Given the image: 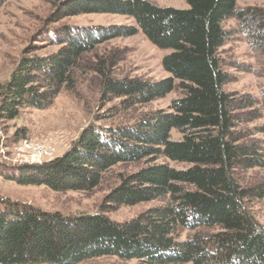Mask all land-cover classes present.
I'll return each instance as SVG.
<instances>
[{
  "label": "trees",
  "instance_id": "trees-1",
  "mask_svg": "<svg viewBox=\"0 0 264 264\" xmlns=\"http://www.w3.org/2000/svg\"><path fill=\"white\" fill-rule=\"evenodd\" d=\"M188 8L150 0H61L52 17L118 13L133 25L65 26L56 32L59 48L47 55L19 58L8 80L0 82V120L24 108L46 109L62 88L73 86L72 69L96 44L140 31L155 47L169 49L161 59L169 76L157 81L101 77L104 97H123V106L144 104L171 92L170 110L149 112L129 125L84 127L61 155L39 165L0 171L20 185H45L55 191H91L100 175L119 162L146 165L121 175L94 214L63 216L0 198V264H76L115 256L158 264H264V227L247 201L264 197V184L243 188L237 169L264 167V151L247 141L241 121L259 116L256 100L224 91L230 75L218 51L226 32L224 18L257 22L264 11L239 9L236 0H187ZM253 32V31H252ZM264 53V37H256ZM245 118H244V117ZM176 129L180 139H171ZM264 132V126L258 127ZM18 135V133H17ZM188 163L175 168L155 160ZM169 196V202L118 222L104 213L121 205ZM215 228L208 234L197 228ZM195 231L181 240L182 231Z\"/></svg>",
  "mask_w": 264,
  "mask_h": 264
},
{
  "label": "rangeland",
  "instance_id": "rangeland-1",
  "mask_svg": "<svg viewBox=\"0 0 264 264\" xmlns=\"http://www.w3.org/2000/svg\"><path fill=\"white\" fill-rule=\"evenodd\" d=\"M59 1L0 0V82L9 79L25 50L42 56L55 52L60 46L56 39L59 28L134 24L130 16L118 13H84L54 20L52 13ZM150 1L161 6L189 7L187 0ZM236 4L239 9L249 7L264 11V0H236ZM220 25L226 36L218 54L223 70L231 79L223 89L238 98L251 96L256 100L259 116L250 121H241L237 127L248 131L250 134L246 140L259 142L264 151V132L257 130L264 126V53L256 45V37H264V28L260 29L257 22L249 18L247 22H242L228 17L222 19ZM169 52V49L153 46L140 31L132 36H119L96 44L81 56L72 69L73 86L62 88L49 107L24 108L17 118L0 120V171L10 172L11 167L23 164L39 165L61 156L89 124L106 127L129 125L149 112L170 110L172 100L181 94L177 87L162 97L128 107L123 106V97H104L101 91L102 74L116 79L137 77L150 81L169 76L161 65L162 57ZM170 138L180 139L181 134L172 129ZM27 144L30 146L26 147ZM37 146H52L53 156H38L35 153ZM155 161L175 168L188 166L186 162L170 160L163 154ZM145 165L144 160L116 163L101 173L98 185L91 191H55L45 185H20L0 174V198L7 200V203L17 202L49 212H60L63 216L94 214L99 211L105 194L120 182L121 175L135 172ZM235 177L243 188L263 185L264 167L239 168ZM167 202L169 196L134 205H121L104 214L111 220L123 222ZM247 207L264 227V197L248 200ZM214 230L201 227L195 231L206 235ZM195 231H182L181 240ZM76 264L158 263L102 256Z\"/></svg>",
  "mask_w": 264,
  "mask_h": 264
},
{
  "label": "built area",
  "instance_id": "built-area-1",
  "mask_svg": "<svg viewBox=\"0 0 264 264\" xmlns=\"http://www.w3.org/2000/svg\"><path fill=\"white\" fill-rule=\"evenodd\" d=\"M30 145H26V147H29ZM35 153L38 156H46V157H51L53 156V147L52 146H46V147H41L37 146Z\"/></svg>",
  "mask_w": 264,
  "mask_h": 264
}]
</instances>
